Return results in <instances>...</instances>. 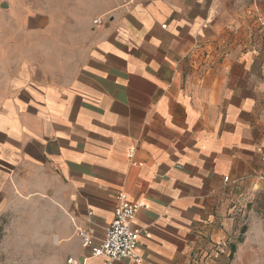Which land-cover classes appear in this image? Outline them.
<instances>
[{"label": "crops", "instance_id": "crops-1", "mask_svg": "<svg viewBox=\"0 0 264 264\" xmlns=\"http://www.w3.org/2000/svg\"><path fill=\"white\" fill-rule=\"evenodd\" d=\"M60 28L24 26L6 73L0 224L31 218L53 264H106L76 230L101 243L121 198L146 206L140 262L113 264H194L260 219L264 0H99Z\"/></svg>", "mask_w": 264, "mask_h": 264}, {"label": "rangeland", "instance_id": "rangeland-1", "mask_svg": "<svg viewBox=\"0 0 264 264\" xmlns=\"http://www.w3.org/2000/svg\"><path fill=\"white\" fill-rule=\"evenodd\" d=\"M99 0H0V97L5 94L6 73L21 51L24 26L38 20L62 26L68 38L76 33ZM4 6V7H2ZM41 17V18H40ZM58 29V28H56ZM260 219L252 225L237 219L235 233L217 244L209 256L196 255L194 264H264V188L251 198ZM0 224V264H53L48 246H40L36 225L31 218L4 219ZM235 252L231 253V247ZM241 248V249H240ZM9 251L4 254V250ZM20 249V250H18Z\"/></svg>", "mask_w": 264, "mask_h": 264}, {"label": "built area", "instance_id": "built-area-1", "mask_svg": "<svg viewBox=\"0 0 264 264\" xmlns=\"http://www.w3.org/2000/svg\"><path fill=\"white\" fill-rule=\"evenodd\" d=\"M95 25L101 23L100 20L93 22ZM135 151L128 152V159L133 166H141L134 162ZM227 181V178H224ZM146 209V206L140 202L132 203L119 198V203L114 209L113 219L106 230L105 237L101 243L96 244L93 241L92 232L85 228H78L76 236L84 249L88 250L93 257L103 256L106 264H113L120 260H131L140 262L136 255V248L139 239V233L132 229V222L140 210ZM66 264H77L74 259H67Z\"/></svg>", "mask_w": 264, "mask_h": 264}, {"label": "trees", "instance_id": "trees-1", "mask_svg": "<svg viewBox=\"0 0 264 264\" xmlns=\"http://www.w3.org/2000/svg\"><path fill=\"white\" fill-rule=\"evenodd\" d=\"M234 252H235V247L232 246V247H231V253H234Z\"/></svg>", "mask_w": 264, "mask_h": 264}, {"label": "water", "instance_id": "water-1", "mask_svg": "<svg viewBox=\"0 0 264 264\" xmlns=\"http://www.w3.org/2000/svg\"><path fill=\"white\" fill-rule=\"evenodd\" d=\"M2 7H4V6H2Z\"/></svg>", "mask_w": 264, "mask_h": 264}]
</instances>
